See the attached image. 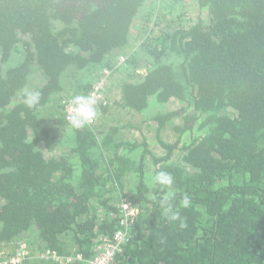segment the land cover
<instances>
[{"label":"trees","instance_id":"trees-1","mask_svg":"<svg viewBox=\"0 0 264 264\" xmlns=\"http://www.w3.org/2000/svg\"><path fill=\"white\" fill-rule=\"evenodd\" d=\"M150 1L0 0V245L36 228L45 248L89 259L97 239L118 230L110 216L125 196L140 214L116 264H264V0H196L210 22L186 26L168 20L182 0ZM142 14V41L112 77L119 90L100 120L128 109L159 135L180 118L181 138H159L163 155L60 115L63 93L85 96L115 67ZM172 100L183 106L169 110ZM60 146L68 157L46 156ZM148 154L172 185L149 182Z\"/></svg>","mask_w":264,"mask_h":264},{"label":"built area","instance_id":"built-area-1","mask_svg":"<svg viewBox=\"0 0 264 264\" xmlns=\"http://www.w3.org/2000/svg\"><path fill=\"white\" fill-rule=\"evenodd\" d=\"M128 52V51H127ZM130 52V51H129ZM128 52V53H129ZM125 52L118 53L115 56V67L104 69L100 77L93 83L91 90L85 97L93 98L96 103L94 105L97 113L95 120L90 124H84L81 127H89L96 131L98 124L102 121V109L104 107L114 105V94L119 90L116 85L112 86L111 79L117 83L119 80V68L127 64L129 55ZM110 83L113 92H110ZM84 96L73 93H66L60 99V106L62 112L60 115L63 117L64 122L70 124L69 120V107L73 97ZM104 115V114H103ZM103 117V116H102ZM119 214L112 213L111 219H118L120 224L118 230L111 236H102L97 239L93 248V256L85 259L84 256L78 252L72 251L70 255H60L45 248V244L40 239L41 247L31 244L26 237L22 240L12 243L1 244L0 248V264H25L27 261L44 262L46 264H116L117 258L123 253L125 247L129 244L132 233L136 226V221L140 214V209L131 199L125 196L118 197L115 203ZM40 238V237H39ZM12 244V246L10 245Z\"/></svg>","mask_w":264,"mask_h":264},{"label":"rangeland","instance_id":"rangeland-1","mask_svg":"<svg viewBox=\"0 0 264 264\" xmlns=\"http://www.w3.org/2000/svg\"><path fill=\"white\" fill-rule=\"evenodd\" d=\"M154 1L152 2L150 1L148 6L150 7V4L153 3ZM169 6H173V9H172L173 15L171 17L169 16L168 20H171L172 18H174V16L180 17L179 19L180 22L178 23L177 26L190 25L191 23L197 22L199 20H203L205 24H208L210 22L209 14L205 11H202L197 6L196 0H182L180 3H177L175 5L169 4ZM145 20H146L145 14H142V16L137 18L135 22V26L131 29L132 39L129 40L130 43H128L126 47V50L128 52L132 50V48L138 47L140 45L142 38H143V35H141L140 29L144 25ZM153 23L154 21H152L148 25V29L145 32V36H147L150 33ZM163 28H164V24L161 26H157L156 30L154 27V30L155 32H158V34H160ZM114 62H115V58H114ZM143 66L145 65L142 64L140 73L144 72L143 68L145 67ZM32 84L36 85V80ZM33 91H34L33 88H30V89H27L25 93L29 96L34 93ZM17 100L24 101L22 96L18 97ZM52 101L53 103H56L55 100L52 99L51 102ZM182 106L183 105H178L175 100H172L170 103L167 104V108L169 110L179 109ZM181 122L182 120L180 118H174L169 124L165 126V128L158 135L157 132L155 131L157 126L154 123L146 120L139 113L132 114L131 111H129L128 109L126 110L121 109L116 115L109 114V117L103 116L102 121L99 124L100 128L98 132L101 133V132H107L109 130H116L117 134L115 136H117L119 140H125V141H130V142L139 141L141 142V144H144V140L148 141V146H146V150L151 151L153 154L163 155L166 153V151L165 149L163 150L160 147L159 138H162L164 140L171 141V142L177 141L182 136L181 133L178 132L176 129L180 124H182ZM189 137L188 135H185L184 139L189 140ZM180 154H181V151L178 148L177 150L173 152V159L177 161L179 159ZM46 156L47 157H60V156L68 157L69 150L64 146H60L54 152L46 153ZM146 165L148 166V168L147 166L145 168V171L147 173L146 177H148L149 182H150L154 180L153 178L155 176L154 171H153L155 168L153 167V161L151 159L150 154H148L146 157ZM124 183L128 185L132 184L131 180L129 181V180H126L125 178H124ZM115 193L119 194L118 191H115ZM115 193L111 195L112 198H116L115 196H118ZM93 211L94 212L99 211V213L101 212V210L99 209L97 210L96 205H94ZM0 230H1V226H0ZM36 230H37L36 228H33L32 230H30V232L26 234V238L32 241L30 242L31 244L33 243L35 246L39 245L38 247H41V243H40L41 241L39 238V234L37 233ZM12 244L10 245L12 246ZM1 246L2 245H0V248Z\"/></svg>","mask_w":264,"mask_h":264},{"label":"clouds","instance_id":"clouds-1","mask_svg":"<svg viewBox=\"0 0 264 264\" xmlns=\"http://www.w3.org/2000/svg\"><path fill=\"white\" fill-rule=\"evenodd\" d=\"M126 54L130 55L127 52V50H126ZM38 99H39L38 94H32V95H29L26 103L29 106H33L37 103ZM95 103L96 101L91 97L75 96L72 98L70 107H69L70 115L68 118L70 120L71 125L74 128H80L82 125L86 123L90 124L95 120L96 115H97L95 111V107H94ZM153 179L158 184L165 185V186H170L173 183L172 177L163 171L157 173ZM162 204L165 205L164 207L165 214L170 213L172 219L178 218L179 214L177 212H173L171 206L168 205L167 197L163 199ZM188 205H189V200L187 199V197H185L184 200L182 201V206L187 207ZM184 226L185 225L182 223L181 227H184Z\"/></svg>","mask_w":264,"mask_h":264},{"label":"crops","instance_id":"crops-1","mask_svg":"<svg viewBox=\"0 0 264 264\" xmlns=\"http://www.w3.org/2000/svg\"><path fill=\"white\" fill-rule=\"evenodd\" d=\"M129 54H131V52H129ZM120 110H121V108L114 106V107L110 110V114H111V115H112V114H115V115H116ZM106 134H108V132H106ZM115 138L119 140V138H117V136H115ZM119 141H121V140H119ZM124 141H125V140H124Z\"/></svg>","mask_w":264,"mask_h":264},{"label":"flooded vegetation","instance_id":"flooded-vegetation-1","mask_svg":"<svg viewBox=\"0 0 264 264\" xmlns=\"http://www.w3.org/2000/svg\"><path fill=\"white\" fill-rule=\"evenodd\" d=\"M140 71H141V70H140ZM140 71H139V72H140ZM141 73H142V72H141Z\"/></svg>","mask_w":264,"mask_h":264}]
</instances>
